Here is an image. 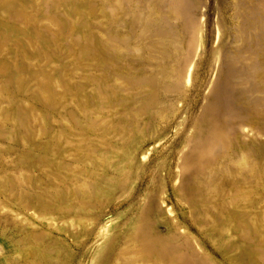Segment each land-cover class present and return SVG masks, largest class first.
Masks as SVG:
<instances>
[{
	"label": "rangeland",
	"instance_id": "1",
	"mask_svg": "<svg viewBox=\"0 0 264 264\" xmlns=\"http://www.w3.org/2000/svg\"><path fill=\"white\" fill-rule=\"evenodd\" d=\"M0 264H264V0H0Z\"/></svg>",
	"mask_w": 264,
	"mask_h": 264
}]
</instances>
